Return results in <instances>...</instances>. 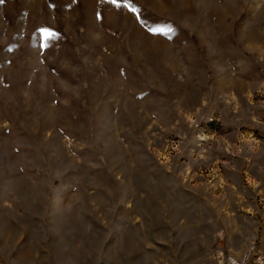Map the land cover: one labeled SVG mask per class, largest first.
Returning a JSON list of instances; mask_svg holds the SVG:
<instances>
[{"label": "rangeland", "instance_id": "rangeland-1", "mask_svg": "<svg viewBox=\"0 0 264 264\" xmlns=\"http://www.w3.org/2000/svg\"><path fill=\"white\" fill-rule=\"evenodd\" d=\"M215 248L264 264V0H0V264Z\"/></svg>", "mask_w": 264, "mask_h": 264}, {"label": "built area", "instance_id": "built-area-1", "mask_svg": "<svg viewBox=\"0 0 264 264\" xmlns=\"http://www.w3.org/2000/svg\"><path fill=\"white\" fill-rule=\"evenodd\" d=\"M212 264H249L250 252L238 258L222 248H215L211 252Z\"/></svg>", "mask_w": 264, "mask_h": 264}, {"label": "snow or ice", "instance_id": "snow-or-ice-1", "mask_svg": "<svg viewBox=\"0 0 264 264\" xmlns=\"http://www.w3.org/2000/svg\"><path fill=\"white\" fill-rule=\"evenodd\" d=\"M113 2H115V0H113ZM151 31L159 32V31H163V30L162 29H151ZM168 31H171V29H168Z\"/></svg>", "mask_w": 264, "mask_h": 264}]
</instances>
